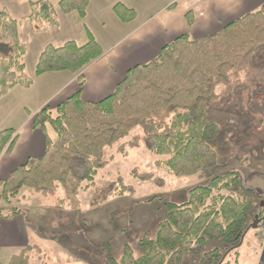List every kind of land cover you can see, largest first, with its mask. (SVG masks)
<instances>
[{"label": "trees", "instance_id": "1", "mask_svg": "<svg viewBox=\"0 0 264 264\" xmlns=\"http://www.w3.org/2000/svg\"><path fill=\"white\" fill-rule=\"evenodd\" d=\"M91 1L60 0L56 7L51 0H33L21 21L0 9V100L17 87L31 88L35 77L47 73L80 75L75 95L33 117V128L45 136L44 154L0 179V202L11 207L23 189H30L46 196L63 191L60 204L79 211L81 193L95 186L99 171L114 159L110 150L137 128L145 132L147 150L159 158L158 169L177 178L214 173L218 154L213 143L221 127L212 119L211 107L232 97L241 87L242 74L264 62L263 6L206 37L179 36L157 58L130 69L113 93L99 102L85 101L81 95L85 84L81 73L104 54L90 32L85 43L70 40L60 46L47 45L35 77L29 76L25 61L29 47L20 39V26L37 23L36 32L50 33L60 26V14L84 19ZM114 11L124 23L137 17L135 10L123 4H117ZM189 23L193 24L190 18ZM17 141L16 130L0 132V158L11 154ZM137 141L117 150L134 147ZM103 188L95 189L99 193ZM106 189L103 201L135 192L121 176ZM167 206L155 235L141 239L138 254L127 245L121 261L110 253L108 264H179L193 248L199 253L211 244L220 248L206 252L203 263L229 264L225 263L228 250L241 243L242 247L249 233L260 226L247 230L257 217H264V208L255 202V190L242 184L237 171L215 174L207 184L189 191L187 203ZM9 209L5 214L0 208V216H22L20 209ZM31 252L29 244L8 264H32Z\"/></svg>", "mask_w": 264, "mask_h": 264}, {"label": "rangeland", "instance_id": "2", "mask_svg": "<svg viewBox=\"0 0 264 264\" xmlns=\"http://www.w3.org/2000/svg\"><path fill=\"white\" fill-rule=\"evenodd\" d=\"M31 1L0 0V9H6L14 19L21 21L28 15ZM51 1L57 7L60 0ZM139 9L147 10L143 5ZM64 24L62 29L52 33L36 32L39 29L37 23L24 22L20 26V39L29 47L25 58L29 76L35 75L36 64L47 44L60 46L70 39L80 40ZM241 79V87L232 97L219 100L211 107V117L221 127V133L213 143L218 154L214 173L200 172L177 178L158 169L155 163L159 158L147 150L145 132L137 128L110 150L114 159L99 171L95 186L81 193L79 211L60 204V199L65 196L63 191L46 196L23 189L13 200L12 207L20 209L25 217L32 264H108L110 253L120 262L127 245L138 254L141 239L147 234L155 235L158 224L165 217L167 204L187 203L192 188L205 185L213 175L226 171H237L242 184L255 190L257 206L264 208V167L254 168L252 161V157L264 158V62L258 68L244 72ZM5 100L0 102V122L4 127H19L21 118L11 120ZM135 138L138 141L134 147L128 145L126 150H117ZM124 151L126 154L122 153ZM119 176L135 190L134 194L127 192L103 201L106 186H114ZM98 186L106 190L103 188L97 193L95 188ZM12 207L5 201L0 202L5 214H9ZM263 229L264 221L259 230L249 233L242 247L239 245L228 250L225 263L258 264L261 261L257 253L260 249L258 237H263V243ZM217 247L220 245L211 244L199 253L193 248L179 264H208L203 263L204 254ZM19 251L14 250L12 254ZM0 259L2 264L8 263L7 256Z\"/></svg>", "mask_w": 264, "mask_h": 264}, {"label": "crops", "instance_id": "3", "mask_svg": "<svg viewBox=\"0 0 264 264\" xmlns=\"http://www.w3.org/2000/svg\"><path fill=\"white\" fill-rule=\"evenodd\" d=\"M117 4L135 10L136 19L129 23L122 22L114 11ZM141 5L147 9L146 12L139 9ZM263 6L264 0H92L84 19L60 14L57 29H62L66 23L80 37V43L87 41L90 32L102 46L103 56L81 73L85 81L82 98L99 102L113 93L130 69L157 58L162 49L179 36L190 35L193 39L206 37ZM189 18L193 21L192 25ZM79 76L69 72L34 76L35 83L31 88L17 87L1 100L7 99L5 104L10 109L11 120L21 118L19 127H4L0 122V132L13 129L18 135L12 153L0 158L1 180L9 177L28 159L44 154L45 136L33 128V116L45 107L55 109L75 95ZM249 152L252 157L251 150ZM252 161L254 168L264 167V158L257 160L252 157ZM24 221L22 216H0V258L7 256L9 262L15 256L12 254L14 250L21 252L29 245ZM262 238L259 235L260 249L257 253L261 261L258 264H264Z\"/></svg>", "mask_w": 264, "mask_h": 264}, {"label": "water", "instance_id": "4", "mask_svg": "<svg viewBox=\"0 0 264 264\" xmlns=\"http://www.w3.org/2000/svg\"><path fill=\"white\" fill-rule=\"evenodd\" d=\"M264 221V217L262 218V219H260L259 217H257L256 218V220H255V222L250 226V228L247 230V233L250 231V230H256V229H258V227L260 226V224L262 223ZM246 233V234H247ZM246 234H245V236H246ZM245 236H244V238H245ZM243 238V239H244ZM242 244V243H241ZM240 244V245H241Z\"/></svg>", "mask_w": 264, "mask_h": 264}]
</instances>
